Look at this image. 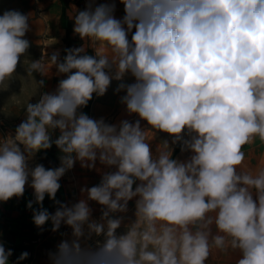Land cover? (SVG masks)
Returning a JSON list of instances; mask_svg holds the SVG:
<instances>
[{"label": "clouds", "instance_id": "obj_1", "mask_svg": "<svg viewBox=\"0 0 264 264\" xmlns=\"http://www.w3.org/2000/svg\"><path fill=\"white\" fill-rule=\"evenodd\" d=\"M120 2L122 19L114 17V3L94 0L73 17L74 33L95 55L81 46L65 49L62 61L53 52L28 63L29 76L55 66L67 78L27 102L14 135L0 138V202L22 197L27 185L35 226L50 221L53 232L62 223L72 229V239L49 254L51 264H206L211 254L229 251L240 252L236 264H264V155L251 168L244 151L257 140L264 145V0ZM28 30L27 15H0V86L30 47ZM127 74L133 83L123 82ZM112 80L121 81L116 92L126 93L120 102L138 115L135 122L109 124L79 111ZM156 132L180 143L189 159H173L167 141L154 156L149 141ZM53 144L59 167L29 166ZM97 161L115 170L81 188L86 199L71 206L55 199L76 162L91 170ZM46 195L58 205L54 214L43 207ZM134 198L135 220L118 236L123 217L113 214L126 213ZM88 201L103 206L99 220ZM93 234H103V243L83 246ZM12 255L0 241V264ZM28 256L22 252L15 264Z\"/></svg>", "mask_w": 264, "mask_h": 264}, {"label": "rangeland", "instance_id": "obj_2", "mask_svg": "<svg viewBox=\"0 0 264 264\" xmlns=\"http://www.w3.org/2000/svg\"><path fill=\"white\" fill-rule=\"evenodd\" d=\"M54 1V2H53ZM86 4L89 0H84ZM44 4H41L43 3ZM53 2V3H52ZM101 3H114L115 11L114 17L122 19L125 15L124 5L120 0H94V5ZM42 8L39 11L38 7ZM53 5H60L59 0H0V15L6 10H17L28 16L29 30L25 34V39L29 41L30 47L24 55L20 57V61L17 65L16 71L6 82V86H0V138H4L9 134L14 135L16 127L26 118L25 104L36 103L44 93H52L57 89L58 83L61 79H64L65 74H57L55 66H51L47 75H41L38 72H33L29 76L27 72L28 63L40 60L42 57L47 59L52 54H49L48 47L43 48L42 40L43 33L47 29V25H51V21L48 13L46 12L49 7ZM56 8L53 9L55 11ZM54 17V15H53ZM49 28V27H48ZM135 31L133 28L132 32ZM132 33H129V39L131 40ZM59 37V35L57 36ZM60 43V41L58 40ZM62 43H60V46ZM85 48L88 49L91 55H95L93 48L90 46V42L87 41ZM58 49H61V47ZM59 52V59L62 61L64 49ZM43 81V85L39 82ZM124 83L130 84L134 82V77L131 74H127L123 80ZM121 81L112 80L107 92L103 96H97L94 98L89 117L93 119L103 118L106 123L118 124L121 120H129L135 122L139 119L136 114H129L126 111V105L120 102V99L126 93L124 91L116 92V89ZM142 129H148L146 121L141 120ZM185 138H188L185 136ZM167 141L172 150V158L180 161H186L191 156V152L181 151V144H172L171 137L167 133L156 132L149 141L153 155L158 154V148ZM22 147V146H21ZM246 152L245 163L251 167L256 168L259 164L262 155H264V145L259 140L254 145L245 146ZM41 152V151H40ZM29 161L30 167H35L38 162L39 153ZM60 166V164H59ZM115 169H109L105 165H101L99 161L96 162L94 169L82 168L79 162L74 164L71 170H68L63 177L59 180L61 185L60 192L62 195L63 203L71 206L79 202L81 199H86V194L81 193V188L92 187L99 184L102 175L107 171H114ZM138 183V181H137ZM27 190H33L26 185ZM135 188V184H134ZM27 192V191H26ZM90 208L92 209V219L99 220L101 216L102 207L95 201H88ZM135 198L128 203V210L126 213H115L114 218L123 217L120 228L116 230V234L123 235L126 233V226L135 220ZM54 214V213H53ZM50 225V231L42 236L40 242L45 244L46 242H52V245H48L44 250L45 257L50 261V253L57 251V246L63 240L72 239V229L61 224L59 230L53 232L52 224L49 221L46 223ZM105 237L103 234L100 236L92 235L90 239H82L83 246L91 247L95 249L97 247V241L103 243ZM206 264H216L215 253L211 254L206 261Z\"/></svg>", "mask_w": 264, "mask_h": 264}, {"label": "trees", "instance_id": "obj_3", "mask_svg": "<svg viewBox=\"0 0 264 264\" xmlns=\"http://www.w3.org/2000/svg\"><path fill=\"white\" fill-rule=\"evenodd\" d=\"M62 2V14L59 19L60 28L65 31L64 40L67 45V49L69 48H76L85 46L86 40H82L78 34H75L73 31L74 20L73 17L75 14L86 8V3L84 0H61ZM72 12V16L70 17L67 12ZM86 53L91 55L87 48ZM67 78V76L65 77ZM96 94H93V98ZM93 98L89 101L86 107L79 109L80 112L85 114L90 113L91 104ZM59 135V130H55L52 135V139L54 140ZM61 153L59 149L52 145V147L48 150H42L39 153V162L38 164H42L45 168H55L59 167L60 164V157ZM25 194L20 198L19 204L22 205V210L20 209V216L16 221L12 224L3 223L2 224V232L7 231L13 237L18 236L20 239V243L16 245V249L22 252H28L29 256L27 259L23 260L21 264H30L32 255L34 252V248L37 244L40 243L42 236L50 231V225L45 224L42 228H38L34 225L32 221V210L27 207L26 199H34L33 193ZM57 201L63 203L62 195L60 189L56 193ZM33 207H38L37 205H33ZM43 207L46 208L50 213H54L56 208L58 207L57 204L52 199H49L48 196H45V200L43 201Z\"/></svg>", "mask_w": 264, "mask_h": 264}, {"label": "crops", "instance_id": "obj_4", "mask_svg": "<svg viewBox=\"0 0 264 264\" xmlns=\"http://www.w3.org/2000/svg\"><path fill=\"white\" fill-rule=\"evenodd\" d=\"M59 2H60V5H53L49 7V9L46 11L49 15L51 25L46 24L47 29L43 33L42 45H43V48L48 47L50 49L48 51L49 54H52L53 52H57L59 50L61 51V49H64V54H63V58H64V56L66 55L65 49H67V45L64 40L65 31L62 28H60V25H59V19L62 14V2L61 0H59ZM41 4H44V2ZM41 8H42V5L41 7L40 6L38 7V10L40 11ZM54 8H56L55 11H53ZM67 14L70 17L72 16V12L70 11H68ZM58 35L59 37H57ZM58 40L60 41V43H62L61 46ZM58 47L59 48L61 47V49H58ZM65 77H66V74L64 76V79ZM95 97L96 95L94 96V98ZM38 162H39V158H38ZM25 192H26V195H28V193H33V190H27L26 188ZM20 198L22 197H19V198L13 197L7 202H0V241L4 243L6 250L11 249L13 251V255L9 257V264H15V261L20 256V251L16 249V245L20 243V239L18 236L16 237L11 236L10 234L7 233L6 230L2 232V224L3 223L12 224L16 221V219L19 218L20 209L22 210V205L19 204ZM31 200L33 199H26L27 202ZM42 243L43 242H40L39 244L35 246L30 264H51V262H49L48 259H46L44 250L46 249L48 245H52V242H46L45 244H42ZM240 255L241 254L239 251H229L228 253L216 252L215 253L216 264H236V260L240 258Z\"/></svg>", "mask_w": 264, "mask_h": 264}, {"label": "bare ground", "instance_id": "obj_5", "mask_svg": "<svg viewBox=\"0 0 264 264\" xmlns=\"http://www.w3.org/2000/svg\"><path fill=\"white\" fill-rule=\"evenodd\" d=\"M57 18V17H56Z\"/></svg>", "mask_w": 264, "mask_h": 264}]
</instances>
